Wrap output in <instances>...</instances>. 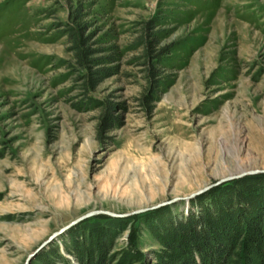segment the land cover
<instances>
[{
  "label": "rangeland",
  "instance_id": "1",
  "mask_svg": "<svg viewBox=\"0 0 264 264\" xmlns=\"http://www.w3.org/2000/svg\"><path fill=\"white\" fill-rule=\"evenodd\" d=\"M262 218L264 0H0V264H264Z\"/></svg>",
  "mask_w": 264,
  "mask_h": 264
},
{
  "label": "water",
  "instance_id": "2",
  "mask_svg": "<svg viewBox=\"0 0 264 264\" xmlns=\"http://www.w3.org/2000/svg\"><path fill=\"white\" fill-rule=\"evenodd\" d=\"M232 177H234V176H231L230 178H232ZM111 215H118V214H115V213H110ZM91 215V213L90 214H88L87 216H90ZM76 222H78V220H76V221H74L72 224H70L69 226H66V227H64L63 229H61L59 232H56V233H54L52 236H51V238L45 243V244H47L48 242H50L51 240H53L54 238H56L59 234H61L63 231H65V230H67L68 228H70L72 225H74ZM45 244H43V246L45 245ZM42 246V247H43Z\"/></svg>",
  "mask_w": 264,
  "mask_h": 264
},
{
  "label": "trees",
  "instance_id": "3",
  "mask_svg": "<svg viewBox=\"0 0 264 264\" xmlns=\"http://www.w3.org/2000/svg\"><path fill=\"white\" fill-rule=\"evenodd\" d=\"M264 223V218H262V220L260 221V223ZM256 230H258V232H260L261 231V228H259L260 226L258 225V224H256ZM214 261H213V259L211 260V263H213Z\"/></svg>",
  "mask_w": 264,
  "mask_h": 264
}]
</instances>
